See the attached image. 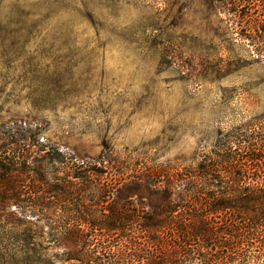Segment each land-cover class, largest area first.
I'll list each match as a JSON object with an SVG mask.
<instances>
[{"label": "rangeland", "instance_id": "rangeland-1", "mask_svg": "<svg viewBox=\"0 0 264 264\" xmlns=\"http://www.w3.org/2000/svg\"><path fill=\"white\" fill-rule=\"evenodd\" d=\"M225 4L0 0V139L11 131L18 132L14 141L30 137L32 158H46L50 168L46 179L72 175L68 167L84 162L82 198L99 212L96 202L108 189L93 194L91 176L104 184L111 172L115 181L133 171L172 175L219 152L228 133L264 115V47L251 29L260 13ZM110 159L113 169L103 163ZM47 198L56 211L44 220L51 223L63 204ZM27 220L32 224L18 225L0 210V264L10 260L13 237L31 235L48 246L54 231L43 221L35 225L37 217ZM227 220H215L222 233L233 224ZM167 237L178 243L173 233ZM212 247H201L200 264L211 255L221 264L236 251ZM168 248L153 250L170 261ZM253 251L251 264H264V250ZM57 253L62 249L50 247L45 255Z\"/></svg>", "mask_w": 264, "mask_h": 264}, {"label": "trees", "instance_id": "trees-1", "mask_svg": "<svg viewBox=\"0 0 264 264\" xmlns=\"http://www.w3.org/2000/svg\"><path fill=\"white\" fill-rule=\"evenodd\" d=\"M211 1L227 2L225 7L231 5L237 11L247 8L249 16L260 13L251 29L261 33L259 45L264 47V0ZM251 41L256 43V37ZM7 134L0 139V210L17 217L18 225L32 224L28 217H37L35 225H39L46 217L56 216L47 197L60 198L57 201L63 204L58 220L52 217L51 223L42 225L54 231L48 246L42 248V242L31 235L13 237L7 264H200L201 247L213 251V245L236 250L218 260L221 264H251L250 249L254 254L264 250V115L228 133L219 152L204 156L184 172L150 178L133 171L120 181H115L111 172L106 186L91 176L88 186L93 194L108 189L96 202L99 207L102 203L100 212L98 207L85 205L82 198V188H87V183H80L84 162L68 167L72 175L46 179L50 168L46 158H32L31 138L14 141L18 132ZM106 162L113 169L114 161L103 160ZM86 171L93 176L97 173L95 167ZM146 195L148 199L159 197L158 204L145 202ZM89 201L94 202V196ZM138 203L141 212L136 208ZM219 219H230L233 224L222 233L223 228L215 222ZM169 232L178 243L167 237ZM168 245L167 250L174 254L170 261L158 256L162 255L160 250L158 254L153 250L154 246L166 249ZM50 247L61 248L62 253L46 258ZM212 257L204 264H213Z\"/></svg>", "mask_w": 264, "mask_h": 264}]
</instances>
